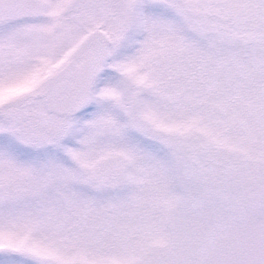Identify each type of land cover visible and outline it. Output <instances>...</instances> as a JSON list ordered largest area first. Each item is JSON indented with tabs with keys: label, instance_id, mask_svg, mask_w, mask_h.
Here are the masks:
<instances>
[{
	"label": "snow or ice",
	"instance_id": "snow-or-ice-1",
	"mask_svg": "<svg viewBox=\"0 0 264 264\" xmlns=\"http://www.w3.org/2000/svg\"><path fill=\"white\" fill-rule=\"evenodd\" d=\"M0 264H264V0H0Z\"/></svg>",
	"mask_w": 264,
	"mask_h": 264
}]
</instances>
